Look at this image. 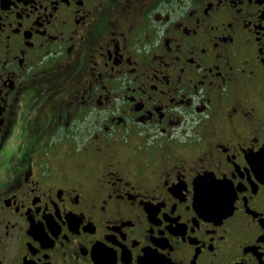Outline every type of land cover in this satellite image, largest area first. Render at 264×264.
I'll return each instance as SVG.
<instances>
[{
    "label": "flooded vegetation",
    "instance_id": "obj_1",
    "mask_svg": "<svg viewBox=\"0 0 264 264\" xmlns=\"http://www.w3.org/2000/svg\"><path fill=\"white\" fill-rule=\"evenodd\" d=\"M0 264H264V0H0Z\"/></svg>",
    "mask_w": 264,
    "mask_h": 264
}]
</instances>
